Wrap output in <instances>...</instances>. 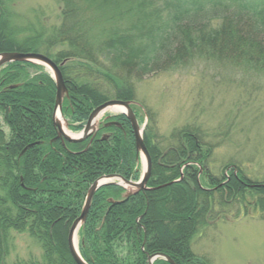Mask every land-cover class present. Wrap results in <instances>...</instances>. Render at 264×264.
Listing matches in <instances>:
<instances>
[{
	"label": "trees",
	"instance_id": "trees-1",
	"mask_svg": "<svg viewBox=\"0 0 264 264\" xmlns=\"http://www.w3.org/2000/svg\"><path fill=\"white\" fill-rule=\"evenodd\" d=\"M56 1L60 21L46 28L36 21L14 24L0 0V54L41 53L58 65L65 62L61 72L69 99L63 111L72 131H81L91 113L110 100L135 101V83L145 77L195 61L264 76V0ZM55 99V82L44 67L12 63L1 71L0 264H8L11 232L27 233L43 251L41 260L12 264H77L68 235L90 185L104 175L139 179L133 132L93 142L86 152L87 142L66 148L52 143ZM147 116L149 187L171 186L133 196L108 214L107 199L122 190L111 186L97 192L80 231L81 255L88 264H146L155 254L176 264H209L195 256L191 240L233 209L264 215V181H252L231 164L219 179L206 170L213 146L204 141L202 129L187 126L165 147L154 141L155 121ZM35 143L41 144L22 154ZM125 244L128 253L121 258L117 252Z\"/></svg>",
	"mask_w": 264,
	"mask_h": 264
},
{
	"label": "rangeland",
	"instance_id": "rangeland-1",
	"mask_svg": "<svg viewBox=\"0 0 264 264\" xmlns=\"http://www.w3.org/2000/svg\"><path fill=\"white\" fill-rule=\"evenodd\" d=\"M4 1L16 25L36 21L50 28L60 21V5L56 0ZM135 88V101L139 104L140 116L145 118L143 127L148 120L146 111L155 121L151 128L154 141H163L166 147L176 141L173 139L176 132L187 126L200 128L205 133L204 141L213 146L206 166L208 172L222 179L223 169L231 164L252 181H264V76L204 60L176 72L145 77L135 83ZM114 114L107 112L101 121ZM143 168L140 161L138 169L142 172ZM169 186L150 187V191ZM166 195L161 196V206L167 212ZM248 209L227 212L226 217L218 218L195 236L191 240L195 256L209 264H264V215ZM146 214V211L142 213L139 220L145 219ZM169 226L172 230L176 223ZM10 239L8 264L19 259H42L41 245L27 233L11 232ZM128 247V244L120 247L119 257H126Z\"/></svg>",
	"mask_w": 264,
	"mask_h": 264
},
{
	"label": "water",
	"instance_id": "water-1",
	"mask_svg": "<svg viewBox=\"0 0 264 264\" xmlns=\"http://www.w3.org/2000/svg\"><path fill=\"white\" fill-rule=\"evenodd\" d=\"M33 63V64H38V65H42L46 68H49L53 74V78L56 84V102H55V108H54V115H53V123L54 126L57 128L58 130V137L57 138H61L64 139L65 141L69 142V143H81L84 142L85 140H87L90 136L94 135L97 130H98V119L99 117L106 111H108L109 109L113 108V107H118L123 109L124 112H122L127 118L128 120L131 122L132 127H133V131H134V135H135V139H136V147H137V151L141 152L145 158V165H144V175L142 180L139 183H133L130 181L125 180L124 178H122L121 176H107V177H102L100 179H98L89 189L81 215L79 218H77L69 231V235H68V244H69V249L70 252L74 258V260L76 261L77 264H88L86 261H84V259L81 257V254L79 252V248L78 246H75V237L76 235H78L80 228L86 223L87 220V216L89 214L91 205H92V201L94 198V195L96 194V192L104 187V186H109V185H118V186H122L126 189V195H125V200H128L131 196L142 192V191H148L150 190L147 187V184L151 178V172H152V161L151 158L149 156L148 150L144 144V140H143V134L142 131L140 130V126L137 122L136 116L131 108L132 105H134V103L132 102H122V101H109L101 106H99L98 108H96L92 114L90 115L87 124L84 128V130L82 131V133L77 137V138H72L70 137L66 132L65 129L63 128V125L65 127H68L67 121L65 120V118L63 117V101L65 97H68L69 92L67 90V87L65 85L64 82V78L62 75V72L59 68L58 65H56L52 60H50L49 58H47L44 55L41 54H37V53H2L0 54V71L1 68L5 65H8L10 63ZM116 124V123H114ZM119 125V124H117ZM34 145H30L29 147H27L25 149V151L30 148L33 147ZM24 151V152H25ZM111 180H119L120 183H112ZM123 184L130 186L132 189V191H128L127 188L125 186H123ZM125 201H121V202H113V205H118V204H122ZM158 259H164L166 260L168 263L170 264H175L174 261L169 258L166 255L163 254H158V255H154V256H150L149 257V264H153L156 260Z\"/></svg>",
	"mask_w": 264,
	"mask_h": 264
},
{
	"label": "flooded vegetation",
	"instance_id": "flooded-vegetation-1",
	"mask_svg": "<svg viewBox=\"0 0 264 264\" xmlns=\"http://www.w3.org/2000/svg\"><path fill=\"white\" fill-rule=\"evenodd\" d=\"M135 112H136V115L139 116L138 112L137 111H135ZM112 122H116L120 126L118 127V125H116L115 127L112 126V127H108V128L103 127V125L105 126L107 123L109 124ZM126 122H128L130 124V122L128 121V119L125 116H118L117 118L115 117L113 119L106 120L105 123H103V125H101L100 130H99L98 134L96 135L95 139L93 140V142L100 141V138H105V134L108 135L106 138L107 141L110 140L111 138H113L114 135H119L120 131L124 135L130 134V132H132V130H129V132H128L127 128H129V127L126 124ZM113 129H116L118 131L113 132L112 131ZM130 129H132L131 124H130ZM57 141H60V143H61V140H57ZM89 142H90V140H89Z\"/></svg>",
	"mask_w": 264,
	"mask_h": 264
},
{
	"label": "bare ground",
	"instance_id": "bare-ground-1",
	"mask_svg": "<svg viewBox=\"0 0 264 264\" xmlns=\"http://www.w3.org/2000/svg\"><path fill=\"white\" fill-rule=\"evenodd\" d=\"M109 110H112L114 112H121V111H123L121 108H118V107H113V108H111ZM74 243H75V246H78V235H76Z\"/></svg>",
	"mask_w": 264,
	"mask_h": 264
}]
</instances>
